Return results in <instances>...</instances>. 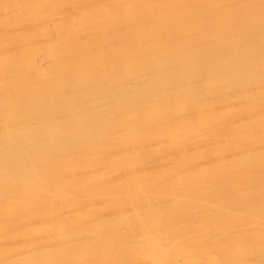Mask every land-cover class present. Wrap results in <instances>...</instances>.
I'll return each mask as SVG.
<instances>
[{
    "label": "rangeland",
    "instance_id": "obj_1",
    "mask_svg": "<svg viewBox=\"0 0 264 264\" xmlns=\"http://www.w3.org/2000/svg\"><path fill=\"white\" fill-rule=\"evenodd\" d=\"M263 51L264 0H0V264H264V182L214 164L264 102L193 95ZM224 109L214 131L169 121ZM90 112L108 152L74 147Z\"/></svg>",
    "mask_w": 264,
    "mask_h": 264
},
{
    "label": "bare ground",
    "instance_id": "obj_2",
    "mask_svg": "<svg viewBox=\"0 0 264 264\" xmlns=\"http://www.w3.org/2000/svg\"><path fill=\"white\" fill-rule=\"evenodd\" d=\"M253 48H251L252 50L250 49L249 51H250V53L252 52L254 55H246V56H253L254 57L255 55H259V53H257L258 52V49L257 48L253 49ZM260 53L262 54V53H264V51L263 52H260ZM228 54H230V55H228ZM225 55H228L225 58V60H228V61H231L232 60V58H233V53L232 52L229 51V52L225 53ZM260 58L257 59V60L250 58L249 61H244L242 63L239 62L238 64H241L240 67L237 68V65L232 66L231 67L232 70H230V73L229 72L225 73V76H224V74L223 75H217V74H214V73H210L211 75H215V77H211L213 80H214V78H217V82L219 84V87L216 86V87H218L217 89H214V90L212 89L211 90L210 88H211L212 85H209V88L207 90H205L204 92H201L200 90L199 91L197 90V91H194V92L192 91L193 92V95L194 96L204 95L203 97H205V98L206 97H210V98L217 97L216 98V101L219 102V103L222 102L221 104H223L224 102L228 101V98L226 97L227 94L233 92L232 93V95H233L234 92L242 91L243 94L241 95V97L243 99H247V106H249V108H250L249 111H255V109H257L261 105V102H264V88H260L257 91L254 90L253 93H251V94L248 93V92L246 93V91H245L246 89H248L250 87H256L258 84H254V86H250V87H247V85H243L242 84V85H240V87H238L237 85H239V83L237 81H235V80L239 78L238 76H240L241 79L242 78H245V79H248L249 78V79H251V77H250L251 71H248V70H250L251 68L260 67V66L263 67L264 66V63L262 61L258 63V61L260 60ZM223 59H224V57H223ZM240 69H242L241 73H240ZM248 72H250V75H249ZM230 74H231V77H230ZM251 76L254 77L255 75H251ZM141 77H142V75H141ZM233 77H234V81L231 80ZM138 78H140V77H138ZM206 78H207V76H206ZM211 78H209V79L211 80ZM242 80H244V79H242ZM135 81H136V79H135ZM138 81H141V79H139ZM202 81H204V80L202 79ZM209 81L206 82V83H209ZM202 83H204V82H202ZM206 83H204V84L206 85ZM210 84H213V83H210ZM205 85H203V86H205ZM199 86L200 85H198V86L197 85H193V86L187 87L185 89L187 90L189 88L190 90H193V88L196 89V87H199ZM207 86L208 85H206V87ZM220 87H222V88H220ZM128 89H129V87L126 88V90H128ZM204 89H206V88H204ZM147 91H149V90H147ZM238 94L240 95V93H238ZM162 97L163 96H161L160 98H162ZM235 98H237L236 95H235ZM256 103H258L257 106H255ZM93 105H95V107L96 106L97 107H100L101 105H102V107H105L106 104H104L103 102H101L99 100V103L98 102L97 103L95 102V104H93ZM92 107H94V106H92ZM262 108H264V107H262ZM236 109L237 108H232V110H234L235 112H237L238 110H236ZM199 110L202 111V109H199ZM227 110H231V109H226V110L224 109V110H221V111L218 110V112H216V113L204 111L198 117L195 116L197 118L194 117L195 118L194 121H192L193 117L190 118V119L183 118V119H173V120H169V121H170V123L175 121L174 122V125L176 127H173V126L172 127L174 129H176V130H183V129H185V131H187V132H193V133L194 132L197 133V132H199V130L202 131L203 129L204 130L207 129V130L214 131L215 130L214 128H216V126L218 125L216 123H221V119H222V121H225V120H227L226 117L230 116V115H227V114L224 113ZM258 110H260V109L258 108ZM188 112L190 113L191 111H188ZM188 112L182 111V112H178L176 114H177V116H181V115H184V114H186ZM96 116L97 115L94 116L91 113V114H89V115L86 116L87 118L86 117L83 118V121H81L79 123L80 125L85 126L86 128L84 130L85 131L84 132V135H82V137L84 136L85 141H82V140L79 141L78 140L77 143H76V145L74 146L77 149L78 152H98V151L108 152L109 151L108 146L105 145V141H100V142L98 141L94 145H91V147L89 146V144H93L95 142V138L97 139L99 133L101 132V128L98 126L99 123H96L97 122L96 121V118H95ZM163 117H162V120L168 122L167 121L168 117L167 116L166 117L163 116ZM231 117H230V119H232ZM79 124L76 123V127ZM197 124H199V125H197ZM194 125H196V126H194ZM126 126H128V124ZM20 127L21 126H15L14 129H18ZM190 128H192V129H190ZM228 128H229L228 129L229 131L228 132H224L225 138L223 140V144L224 145H232L233 143H235V145L238 144V145H236V148H238V149L241 148L242 146H244V147L242 149L238 150V151H235V152H237V153H235V157L229 158L227 160H226V158H220L218 161H215L214 164L218 165L219 167L224 166V165H229V166H232V167L236 168L238 170V172L240 173V175H239L240 176V182L245 181V180H248V182L250 183L249 185H252L253 184V186L254 185H259L260 183L264 182V178L261 179V177L259 176V172L262 169H264V110H263V113L257 114L255 116H251L250 119L248 118V120L247 121H244L243 123H237V122H235V125H233L231 127L229 126ZM5 129L7 130L8 128H5ZM33 131H35V130H33ZM107 131H109V130H107ZM0 132L7 133L6 131H3V129ZM10 133H11V131H10ZM69 133H72V136L73 137H77V134L74 131H72L71 129L69 130ZM168 134L171 135L173 133L172 132H169ZM9 139H10V137H9ZM225 139H227L228 141L225 140ZM53 141H55V139L54 140L50 139L48 142L42 141L43 144L41 142H35L37 144L32 143V145L29 148V152H38L41 149L43 150V148L47 147L45 145H47L48 143H52V145H54L55 143H53ZM246 144L253 145V146L250 147V148H246L245 149ZM256 146L257 147L259 146L260 148L259 149H255ZM110 148H111V146H110ZM19 149L20 150H17V152H22L23 151V150H21V147H19ZM238 152H243V153L238 154ZM176 156H174V157H176L175 158L176 160H174L173 157H172L173 158L172 160L169 159V160H171L170 161V163H171L170 166H172V167H181V166H183L184 167V166H187V165L192 164V163H189L188 162L190 159L183 158L182 155H176ZM246 168L249 169L250 173L249 172H246ZM245 178H248V179H245ZM244 192H245V190H244ZM247 192H249V191H247ZM247 192H246V194H247ZM262 203H264V202H262ZM252 209L253 210L255 209V210L261 211L260 213H264V206L263 207L262 206L255 207V208H252L251 207V210ZM255 212H257V211H255Z\"/></svg>",
    "mask_w": 264,
    "mask_h": 264
}]
</instances>
